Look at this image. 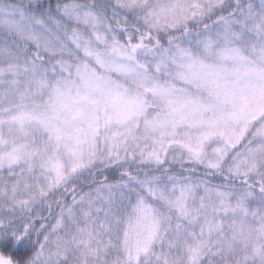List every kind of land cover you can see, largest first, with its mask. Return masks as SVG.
I'll use <instances>...</instances> for the list:
<instances>
[{
  "label": "snow or ice",
  "instance_id": "obj_1",
  "mask_svg": "<svg viewBox=\"0 0 264 264\" xmlns=\"http://www.w3.org/2000/svg\"><path fill=\"white\" fill-rule=\"evenodd\" d=\"M0 264H264V0H0Z\"/></svg>",
  "mask_w": 264,
  "mask_h": 264
}]
</instances>
